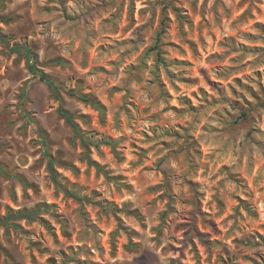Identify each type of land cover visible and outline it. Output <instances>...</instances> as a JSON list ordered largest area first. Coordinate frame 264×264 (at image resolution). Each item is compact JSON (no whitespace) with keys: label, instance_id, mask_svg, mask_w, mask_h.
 Returning <instances> with one entry per match:
<instances>
[{"label":"clouds","instance_id":"clouds-1","mask_svg":"<svg viewBox=\"0 0 264 264\" xmlns=\"http://www.w3.org/2000/svg\"><path fill=\"white\" fill-rule=\"evenodd\" d=\"M0 264H264V0H0Z\"/></svg>","mask_w":264,"mask_h":264}]
</instances>
